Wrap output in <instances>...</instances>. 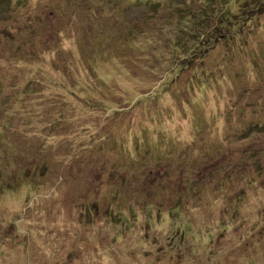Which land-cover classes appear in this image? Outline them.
<instances>
[{"label":"rangeland","instance_id":"1","mask_svg":"<svg viewBox=\"0 0 264 264\" xmlns=\"http://www.w3.org/2000/svg\"><path fill=\"white\" fill-rule=\"evenodd\" d=\"M231 2L185 42L177 1L0 0V264H264V5Z\"/></svg>","mask_w":264,"mask_h":264},{"label":"trees","instance_id":"2","mask_svg":"<svg viewBox=\"0 0 264 264\" xmlns=\"http://www.w3.org/2000/svg\"><path fill=\"white\" fill-rule=\"evenodd\" d=\"M172 1H177L175 4L177 7L174 6L175 10L180 12L182 17L185 16L184 21L187 20L188 23L194 26L192 29L178 27L177 30H180L183 34L182 39L185 42L188 39L196 40L198 37H202L201 40L204 38L207 41L211 38L216 39L225 33H234L240 20L238 18L243 17L248 11L245 8L247 4H240V2L237 4L236 1L238 0H233V2L235 5L237 4L238 9H242L241 13L232 8L231 0H220V2L219 0H149V5L155 8L164 5L167 6L168 11H171ZM259 5H264V0H259ZM162 18L164 20L166 18L172 19L170 14L166 18L163 16ZM230 24H232L231 27ZM183 41L182 43H184Z\"/></svg>","mask_w":264,"mask_h":264}]
</instances>
